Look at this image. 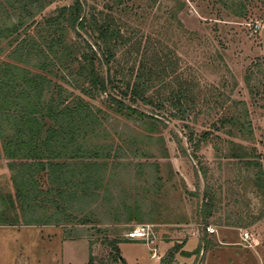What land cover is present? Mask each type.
<instances>
[{
    "label": "rangeland",
    "instance_id": "obj_1",
    "mask_svg": "<svg viewBox=\"0 0 264 264\" xmlns=\"http://www.w3.org/2000/svg\"><path fill=\"white\" fill-rule=\"evenodd\" d=\"M73 1L49 4L28 21L34 23L29 32L36 35L38 21ZM123 1L117 8L122 30L152 37L177 63L166 81L192 82L195 107L181 118L167 100L160 110L133 104L158 116L150 129L138 116L114 111L106 97L94 100L109 113L100 141L118 157L99 174L105 185L99 196L75 214L89 223L0 225V264H89L90 255L95 264H122L111 256L113 239L128 264H161L175 245L173 264H264V193L257 184L264 173V1L246 0L243 17L222 0ZM83 3L86 11H107L117 1ZM3 46L0 61H7L11 47ZM118 60L126 59L119 53ZM158 90L154 83L148 95L159 103L167 94ZM232 117L249 121L251 134L247 126L242 132L222 123ZM8 162L0 159L2 194L15 193Z\"/></svg>",
    "mask_w": 264,
    "mask_h": 264
},
{
    "label": "trees",
    "instance_id": "obj_2",
    "mask_svg": "<svg viewBox=\"0 0 264 264\" xmlns=\"http://www.w3.org/2000/svg\"><path fill=\"white\" fill-rule=\"evenodd\" d=\"M55 1L0 0V53L6 50L4 42L11 47L8 60L0 61V159L9 161L15 187L14 194L0 192V225L69 224L78 219L83 202L99 196L105 188L99 174L104 177L109 160L118 156L100 141L109 113L94 103L97 98L106 97L114 111L136 115L150 129L158 116L133 104L140 101L160 110L167 100L179 116L195 107L192 82L181 76L166 81L177 63L152 44V37L122 30L117 8L123 0L107 11H86L83 0H74L38 21L32 35L34 23L28 21ZM222 3L237 6L236 16L246 15V0ZM119 53L126 59L123 64ZM154 83L158 93L167 94L159 103L148 95ZM227 122L242 132L247 126L251 134L249 121L245 125L232 117L222 123ZM208 135L205 131L199 140ZM257 184L264 193L263 171ZM204 206L207 217L212 205L208 200ZM109 245L113 260L128 264L119 241ZM177 250L176 245L169 249L161 264H173ZM89 264H95L93 255Z\"/></svg>",
    "mask_w": 264,
    "mask_h": 264
},
{
    "label": "built area",
    "instance_id": "obj_3",
    "mask_svg": "<svg viewBox=\"0 0 264 264\" xmlns=\"http://www.w3.org/2000/svg\"><path fill=\"white\" fill-rule=\"evenodd\" d=\"M208 229L211 232H214V229H211L210 227H208ZM242 239L243 241H245L246 243L250 244V241H252V235L248 232V230H244L242 233Z\"/></svg>",
    "mask_w": 264,
    "mask_h": 264
}]
</instances>
